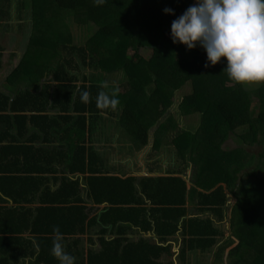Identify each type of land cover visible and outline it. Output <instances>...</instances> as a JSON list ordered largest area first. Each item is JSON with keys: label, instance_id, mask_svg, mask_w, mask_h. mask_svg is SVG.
Instances as JSON below:
<instances>
[{"label": "trees", "instance_id": "trees-1", "mask_svg": "<svg viewBox=\"0 0 264 264\" xmlns=\"http://www.w3.org/2000/svg\"><path fill=\"white\" fill-rule=\"evenodd\" d=\"M192 4L194 0H106L99 6L95 0H0V26L16 25L17 35L28 38L23 52L8 56L14 69L4 80L7 49L0 36V142H13L7 149L0 144V264H59L51 253L55 227L75 264H165L164 255H174L167 237L181 229L179 258L184 264L188 251L206 252L215 245L220 264L236 240L230 264H264V152L257 160L256 152L244 145L259 142L264 151V84L248 90L236 83L227 86L226 77L220 83L223 63L205 68L202 48L187 50L172 42L171 22ZM165 7L174 9L175 16L165 14ZM141 50L150 51L149 58ZM114 74L123 81L119 88L107 84V76ZM188 86L190 92L184 91ZM85 91L88 102L82 101ZM102 93L119 104L103 107ZM108 115L115 121L105 120ZM97 125L104 133L115 132L120 142H132L134 152L152 142L153 150L175 153L181 173L119 174L90 144ZM229 133L240 136L242 146L224 150ZM19 136L29 142L65 136V144L43 154L33 145L14 144ZM16 152L25 159L21 165L5 161ZM48 156L63 161L74 176L64 175L56 191L44 176L57 170L47 164ZM189 165L194 166L191 186L182 173ZM228 193L236 201L228 214L231 235L221 244L223 231L215 216L220 222L227 219ZM88 201L105 206L103 223L154 230L166 244L101 238L98 253L86 257L74 251L79 243L75 235L97 221ZM37 202L41 205L34 207ZM190 202L210 216L188 218Z\"/></svg>", "mask_w": 264, "mask_h": 264}, {"label": "clouds", "instance_id": "clouds-1", "mask_svg": "<svg viewBox=\"0 0 264 264\" xmlns=\"http://www.w3.org/2000/svg\"><path fill=\"white\" fill-rule=\"evenodd\" d=\"M105 2L95 0L98 6ZM163 12L175 16L170 7ZM170 37L187 50L202 48L206 52L204 67L223 63L222 71L236 84H264V0H195L171 22ZM101 99L103 107L119 104L117 98L109 99L103 93ZM82 101H89L87 91L82 93ZM53 231L52 255L59 264H75V258L65 251L59 227Z\"/></svg>", "mask_w": 264, "mask_h": 264}, {"label": "crops", "instance_id": "crops-1", "mask_svg": "<svg viewBox=\"0 0 264 264\" xmlns=\"http://www.w3.org/2000/svg\"><path fill=\"white\" fill-rule=\"evenodd\" d=\"M195 3V2H194ZM16 32V31H14ZM17 33V32H16ZM3 69H2V77H4V80L7 76L8 73H10L14 68V65L12 66V60L7 56L6 58H3ZM2 79L0 78V83H1ZM2 84H0V87ZM10 109V108H9ZM8 109V112H9ZM109 123V122H108ZM96 131L93 133V137L91 141V145L94 146V148L101 153V155L104 157V159L108 162L110 161V157H106L105 154L103 152H105L103 149L99 148V146L102 144V142L105 143H113L115 145H118L121 147V149H119L118 147L116 148L115 152H111L110 156H112V158L115 161H118V163H121L119 166H116L117 168H119V171L117 170V172L119 174H133V175H158V176H163V175H167L169 174V170L171 171H175V173H181V169H179V166L176 165L178 163H175V167L173 166H167V161L163 160L164 162L161 161V156L159 153H164L163 150H153L152 146L153 143L151 142L149 144L148 147L142 149V150H137L136 152H134L132 149L130 150V145L131 148H133L132 146V142H120L117 137L118 135H116L115 132L111 131V132H107L104 133V131L99 127V125H97L96 127ZM19 132H16L15 135L17 136ZM20 137V138H19ZM17 141H14V144L17 145H33L34 149L36 152H39V149H43L44 151L42 152L43 154H45L47 152V150H51V153H53L52 151H55V149L53 148L55 145H64L65 144V136H60L58 137V139H51L49 140V142H44L43 140H36L34 142H29V138L25 137H21L19 136ZM11 141H9L8 139L1 141L0 144L2 147H4L5 149H7V147L9 145H11L12 143H10ZM126 143V145H125ZM13 144V145H14ZM67 145L64 146V148L66 149ZM53 155V154H52ZM165 155V153H164ZM49 157V156H48ZM48 162L47 164L52 165L53 167L57 168V170H53V172H45L44 176L48 178L46 184L52 188L53 191H56V189L59 188L60 184H61V178L64 175L67 176H71V173L65 169L64 165H63V161H51L50 157L48 158ZM158 159V162H155V160ZM20 161V165L21 162H23L25 159L23 157L22 154H19V152L16 153H10L8 156H6L5 161L7 162H16V161ZM128 161V163L131 166L134 167H130L126 169V165H124V161ZM134 161H139V165H137ZM162 162V163H160ZM141 165V166H140ZM169 167V168H168ZM183 174L190 176V174L192 173V169L191 166L186 167L185 170H182ZM37 176H39L37 174ZM77 176V175H75ZM57 177V178H56ZM188 180V179H187ZM189 182V186H191L190 180H188ZM42 192V191H41ZM229 197H232L231 193H228ZM231 198L229 199L228 202V206L225 208V214H227V219L225 221H222L223 223H225L227 220L229 222V210H227L228 207H231L233 203H230ZM88 204L90 207H95L94 212L91 214V217H93L92 215H96L97 216V221L96 224L93 225L92 228H90L89 230H87L85 233H80L78 235H75V238L79 239V243L77 244L76 248H73L74 251L78 250L79 252L83 253L86 257L89 255V253L91 251H95L96 253L100 252L103 248L102 243H101V238H106L107 241L109 240H114L117 238H123L124 240L127 241H139L141 238H145V239H150L152 241H154L155 243H159L162 245H165L166 242H160L161 237L154 231V230H147L144 231L142 230L139 226H131L130 228L127 226L125 228V230L123 228H119L118 226L115 227L112 224H105L103 223L102 219H101V214L104 211V205L102 206H95V204L91 201H88ZM230 204V205H229ZM41 204L39 202L35 203L33 206H40ZM104 206V207H103ZM103 207V208H102ZM198 206L196 205V203L190 202L187 205L188 208V218L192 217V216H206L207 213L210 214V212H203L201 210H199L197 208ZM97 208L99 210H97ZM90 217V218H91ZM227 222V223H228ZM230 226V222L227 224ZM106 229V232H103V230ZM182 230V229H181ZM180 230V232H181ZM182 232L179 233L178 235H176L175 239H173L172 241L168 242V244H171L172 246V251L174 252V256H179L180 257V250H181V246H182ZM27 237H31L33 238V235L30 234L29 232L26 233ZM184 237V236H183ZM168 240H170L171 237H167ZM239 243V240H236L235 244L233 246H237ZM68 244H70V241H67L66 246H68ZM227 249L226 251V255L229 254V252L231 251L232 248ZM195 252H201V250H190L188 251V256H190V253H195ZM228 252V253H227ZM167 256V255H164ZM226 257V256H225ZM166 260V258H164V261ZM189 263V261H188ZM187 263V264H188ZM18 264H22L21 262ZM28 264L29 261H28ZM33 264V263H31ZM184 264V263H183Z\"/></svg>", "mask_w": 264, "mask_h": 264}, {"label": "rangeland", "instance_id": "rangeland-1", "mask_svg": "<svg viewBox=\"0 0 264 264\" xmlns=\"http://www.w3.org/2000/svg\"><path fill=\"white\" fill-rule=\"evenodd\" d=\"M28 13H25V18L24 19H29L30 22H31V18L28 17ZM17 29V26L15 25L14 27L10 28L8 26H0V36H2L3 39H1V41L3 42V46L7 49V56H10L11 55V52L12 51H19V52H23V50H25L27 48V40L28 38L25 39L21 36H18L16 32H14L15 30ZM93 31L96 30L97 28L94 26L93 28ZM18 30V29H17ZM131 52H133V50H131ZM141 53L146 57V58H149L151 52L150 51H147V50H141ZM219 79H222V78H225L224 79L226 82L225 84L227 86H232L234 85L235 82L231 81L230 79L227 78V75L225 72L223 73H220L219 74ZM118 74H114V75H110V76H107V84H109V86H111L112 88L113 87H117L118 88L121 86V83H123V81H120V78L118 79ZM223 79L220 80V83H222ZM212 83H216V82H212ZM213 84V85H214ZM246 87V89L248 90H253L255 89L256 86H258V84H247V85H244ZM184 91H187V92H190V86H188V88L186 87V89H184ZM178 94L176 95L175 99L178 101L180 98H182V90L178 91L177 92ZM257 100V99H256ZM255 105H257L256 103H253V106L255 107ZM175 116H177V119H178V115L176 114ZM105 120H110V121H115V117L114 116H106L105 117ZM184 120L182 119V122ZM116 122L117 119H116ZM197 125V124H196ZM198 126V125H197ZM231 137V138H230ZM229 137L228 141L224 144L223 146V149L224 150H228V151H231L235 148H237L238 146H242V142H241V139L239 138L240 136H235L231 133V136ZM261 138V137H260ZM127 143V141H126ZM125 143V145H126ZM119 148L121 149V147L118 145H115L113 143H103L99 146V148L103 149L105 152H103L105 154L106 157H110V161H108V166L112 169H117L119 171V168H117L116 166H119L121 163H118V161H115L112 156H110V153L111 152H115L116 148ZM131 145H130V150H131ZM246 149L248 150V152H256V153H259V152H262V148L259 146V144H257L256 146H247ZM160 156H161V153H159ZM166 155V156H165ZM163 156H161V160H165L167 161V166H173L175 167L174 163L175 160H176V156H175V153H167ZM178 160V159H177ZM137 165H139V161H134ZM155 162H158V159L155 160ZM164 162V161H162ZM160 162V163H162ZM124 165H126V169L127 168H130V167H134V166H131L128 161H124ZM141 166V165H140ZM168 167V168H169ZM192 168V171L194 170L193 167L191 166ZM231 200H230V203L232 202H235L236 201V198L234 196L230 197ZM230 205V204H229ZM228 206V205H227ZM230 207L227 208V210H229ZM206 216H210L209 213H207ZM215 220H216V225L221 229V231H223V235L221 234L220 237H219V240L220 242L219 243H223V242H226V239L229 238V236L231 235V230H230V226L227 225L229 222L228 220L223 223V222H220V221H217V217L215 216ZM219 222V223H218ZM228 222V223H227ZM218 245H215V247L211 250H207L206 252H195V253H190V256H188V261L189 263L188 264H211V261L214 260L215 258V251L217 249ZM231 247H229L228 249H230ZM179 259V258H178ZM187 261V262H188ZM226 261H228V256L226 255L225 259L222 260V263L220 264H225ZM187 262L185 264H187ZM178 264H183L180 260L178 261Z\"/></svg>", "mask_w": 264, "mask_h": 264}, {"label": "flooded vegetation", "instance_id": "flooded-vegetation-1", "mask_svg": "<svg viewBox=\"0 0 264 264\" xmlns=\"http://www.w3.org/2000/svg\"><path fill=\"white\" fill-rule=\"evenodd\" d=\"M229 134H231V133H229ZM235 136H237V135H235ZM261 137V138H260ZM262 137L263 136H261V134H259L258 135V138L257 139H259V140H262ZM257 144H259V142H257V143H255L254 145L256 146ZM244 145H246V146H253L252 144H250V141H244ZM264 151H262V152H259V153H256V158H257V160H259L260 159V157H261V153H263ZM174 164L175 163H178V164H176V165H178L179 166V161L177 160V158H176V160H175V162H173ZM189 166H192V167H194L193 165H189ZM192 169V168H191ZM187 179L188 180H190V182L193 180V171H192V173L190 174V176H188L187 175ZM233 196V195H232ZM179 233H181L180 231H178L174 236H172L171 238H170V240H168V242H170V241H172L173 239H175V237H176V235H178ZM182 235V239L184 238L183 237V234H181ZM168 242H167V244H168ZM235 244V243H234ZM233 244V245H234ZM238 244V243H237ZM232 245V246H233ZM231 246V247H232ZM233 247H235V246H233ZM233 249V248H232ZM228 253V252H227ZM229 255V254H228ZM227 255V256H228ZM225 256H226V254H225ZM164 258H166V260L164 261L165 262V264H170V262H171V264H178V261L180 260L181 261V259L179 258V256H172V258L171 259H169L168 258V256H165ZM179 258V259H178ZM224 259H225V257H224ZM164 260V259H163ZM182 262V261H181ZM183 263V262H182ZM211 264H216V262H215V258H214V260H212L211 261ZM225 264H230V262H229V259H228V261H226V263Z\"/></svg>", "mask_w": 264, "mask_h": 264}, {"label": "built area", "instance_id": "built-area-1", "mask_svg": "<svg viewBox=\"0 0 264 264\" xmlns=\"http://www.w3.org/2000/svg\"><path fill=\"white\" fill-rule=\"evenodd\" d=\"M194 2H195V0H194Z\"/></svg>", "mask_w": 264, "mask_h": 264}]
</instances>
